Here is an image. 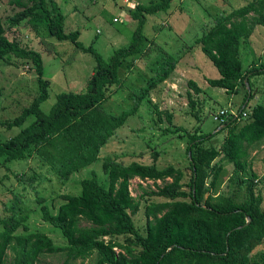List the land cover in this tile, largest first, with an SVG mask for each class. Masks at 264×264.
I'll use <instances>...</instances> for the list:
<instances>
[{
  "label": "trees",
  "instance_id": "1",
  "mask_svg": "<svg viewBox=\"0 0 264 264\" xmlns=\"http://www.w3.org/2000/svg\"><path fill=\"white\" fill-rule=\"evenodd\" d=\"M16 1L21 8L8 17L11 23L41 18L49 35L70 39L96 60L85 89L58 92L49 110L44 111L40 104L48 96L49 81L43 77L41 52L8 38L0 17V59L13 53L30 60L37 73V93L30 102L15 116L0 118L1 126L19 127L0 141V167L13 159L33 157L65 181L72 172L99 157L101 145L136 111L147 90L174 68L176 58L168 53L156 61L159 65L145 84L133 90L132 106L119 112L104 107L110 87L122 84L119 68L128 56L142 49L148 14L167 7L171 0L139 1L128 7L130 17L136 21L132 39L116 47L107 59L92 45H84L77 29L65 31V15L56 0ZM234 15L240 18H232ZM213 19L194 41L219 71L217 77L207 78L208 83L236 92L245 87L246 76L249 83L248 72L264 71V64L242 69L239 55L241 37L251 33L253 24H264V0H248ZM189 82L199 90L196 82ZM188 94L193 105L194 99ZM245 94L246 99L252 92L246 90ZM243 102L236 109L237 116L227 111L223 121L218 122L224 124L221 130L226 129L218 144L207 141L220 130L193 129L186 133L187 154L190 151L187 175L180 166L157 165L155 150L149 162L125 161L116 154L103 157L105 184L91 170L80 180V192L61 194L63 200L55 211L37 194L42 219L59 228L65 244L54 243L42 230L28 229L27 206L15 192L0 212V264H5L8 249L12 250L10 264H36L41 253L53 251L66 253L59 264L94 251V264H264V254L261 258L250 257L253 248L264 242V189L257 186L260 180L264 188V172L259 176L249 159L250 146L264 139V104L255 103L247 111ZM30 115L32 120L23 126ZM224 162L233 164L226 177ZM36 176L31 174L26 179L33 185ZM134 176L162 180L161 184L156 182V188L143 191L159 196L145 197L143 227L131 214L142 204L130 192ZM224 180L227 188L223 191L220 185Z\"/></svg>",
  "mask_w": 264,
  "mask_h": 264
},
{
  "label": "rangeland",
  "instance_id": "2",
  "mask_svg": "<svg viewBox=\"0 0 264 264\" xmlns=\"http://www.w3.org/2000/svg\"><path fill=\"white\" fill-rule=\"evenodd\" d=\"M149 0H56L65 15L64 29L79 31L78 38L84 45H92L104 59H107L116 47L132 39L135 19L130 17L128 7L137 2ZM248 0H171L167 7L156 10L147 16L143 25L146 35L142 49L135 56H128L119 76L123 79L120 87H110V95L103 101L104 107L111 112H119L134 104V92L138 86L155 73L160 59L172 54L175 66L168 76L154 83L140 100L134 113L127 116L99 149V157L89 164L72 172L67 180L61 181L56 174L35 158L11 160L7 166L0 167V212L16 192L27 206L28 229H39L49 235L56 244H65L66 239L58 227L42 219L40 203L36 196L44 198L55 211L63 200L62 193H78L80 180L95 170L98 180L106 183V174L102 169L104 156H115L125 161L138 160L149 162L153 150L157 152V165L173 164L180 166L185 174L189 173L186 151L188 131L220 130L207 142L218 144L226 129L218 128L214 113L222 108L237 109L245 105L247 111L258 102L264 104V71L248 72L249 83L236 92L211 85L208 77H217L219 71L203 53L194 39L201 34L202 28L213 23L214 17L223 16L234 7ZM16 0H0V17L8 38L21 41L24 45L41 52L43 77L49 81L48 96L40 106L48 111L60 91L83 90L86 81L93 73L96 62L91 52L77 48L70 39L59 40L49 35L41 18H24L11 23L8 17L20 9ZM249 14H252L250 12ZM232 18H240L234 15ZM254 25V26H253ZM249 35L241 37L239 55L242 69L254 64H264V24H253ZM37 73L30 60L10 53L0 59V118H11L18 114L37 93ZM193 80L199 87L196 91L189 82ZM246 90L252 92L246 97ZM194 99L189 102V94ZM170 114V118L167 117ZM197 114V115H196ZM30 115L23 126L32 120ZM221 124V123H220ZM18 126L7 128L0 125V141L14 134ZM252 169L259 176L264 172V139L249 148ZM233 164L224 162V177L231 172ZM23 174V175H21ZM37 175L33 185L26 179ZM23 176V177H22ZM40 176V177H39ZM24 178V179H23ZM169 179V178H168ZM158 184L161 179H156ZM152 179L134 176L130 179V192L142 203L139 209L131 213L134 221L143 227L145 221V197L143 191L156 188ZM257 186L263 190L262 181ZM227 188L225 180L221 190ZM21 230V227H18ZM264 254V242L256 245L250 253L251 258H261ZM12 250L8 249L5 264H10ZM65 251L41 253L36 264H59L66 259ZM96 252L84 258H69L67 264H94Z\"/></svg>",
  "mask_w": 264,
  "mask_h": 264
},
{
  "label": "built area",
  "instance_id": "3",
  "mask_svg": "<svg viewBox=\"0 0 264 264\" xmlns=\"http://www.w3.org/2000/svg\"><path fill=\"white\" fill-rule=\"evenodd\" d=\"M227 111H229L230 113H232L233 116H237L239 114V111H237L234 108H222L218 111H216V113H214L213 118L218 120V121H223L224 119V115L227 113ZM247 113L245 110L242 111V116H245Z\"/></svg>",
  "mask_w": 264,
  "mask_h": 264
},
{
  "label": "water",
  "instance_id": "4",
  "mask_svg": "<svg viewBox=\"0 0 264 264\" xmlns=\"http://www.w3.org/2000/svg\"><path fill=\"white\" fill-rule=\"evenodd\" d=\"M244 80H245V82H247V76L244 78ZM223 125H224V124H220V125L218 126V128L221 127V126H223ZM188 155H190V151H189V150H188ZM248 220H249V216L247 215V216H246V222H248ZM246 222H245V223H246Z\"/></svg>",
  "mask_w": 264,
  "mask_h": 264
}]
</instances>
